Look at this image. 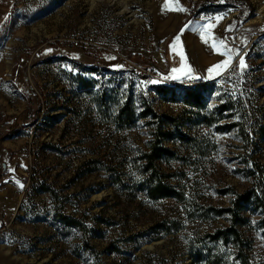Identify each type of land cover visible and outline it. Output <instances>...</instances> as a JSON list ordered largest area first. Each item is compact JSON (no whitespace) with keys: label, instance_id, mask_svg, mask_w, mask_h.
I'll use <instances>...</instances> for the list:
<instances>
[{"label":"rangeland","instance_id":"1","mask_svg":"<svg viewBox=\"0 0 264 264\" xmlns=\"http://www.w3.org/2000/svg\"><path fill=\"white\" fill-rule=\"evenodd\" d=\"M263 206L264 0H0V264H264Z\"/></svg>","mask_w":264,"mask_h":264},{"label":"trees","instance_id":"2","mask_svg":"<svg viewBox=\"0 0 264 264\" xmlns=\"http://www.w3.org/2000/svg\"><path fill=\"white\" fill-rule=\"evenodd\" d=\"M160 90H163V88H160L159 91ZM180 92H181L180 94H181L183 103L188 106L199 107L204 101L201 91L196 90L195 87L194 88H191V87L182 88ZM155 151H156V147L153 146L151 153L147 155L148 156L147 159L149 162H152L153 159L156 158ZM150 194L152 197H160V196H170L171 193L169 191H164L162 190V187L157 186V187L150 189ZM252 197L255 198L256 200H259L258 196L254 195V192H247L246 194L242 195L240 199L243 202H250V199ZM262 209L264 212V206L262 207Z\"/></svg>","mask_w":264,"mask_h":264},{"label":"snow or ice","instance_id":"3","mask_svg":"<svg viewBox=\"0 0 264 264\" xmlns=\"http://www.w3.org/2000/svg\"><path fill=\"white\" fill-rule=\"evenodd\" d=\"M229 30H230V29H229ZM176 39L178 40V39H179V36H177ZM213 46L215 47V45H213ZM221 54H223V53H221ZM241 64H243V61H241ZM216 67H220V66H219V65L214 66V68H216ZM174 71H175V70H174ZM209 71H211V69H210Z\"/></svg>","mask_w":264,"mask_h":264},{"label":"built area","instance_id":"4","mask_svg":"<svg viewBox=\"0 0 264 264\" xmlns=\"http://www.w3.org/2000/svg\"><path fill=\"white\" fill-rule=\"evenodd\" d=\"M189 81L192 83L195 81V79L191 77V78H189Z\"/></svg>","mask_w":264,"mask_h":264},{"label":"bare ground","instance_id":"5","mask_svg":"<svg viewBox=\"0 0 264 264\" xmlns=\"http://www.w3.org/2000/svg\"><path fill=\"white\" fill-rule=\"evenodd\" d=\"M100 1V0H99ZM158 54H159V52H158ZM158 56V55H157Z\"/></svg>","mask_w":264,"mask_h":264},{"label":"water","instance_id":"6","mask_svg":"<svg viewBox=\"0 0 264 264\" xmlns=\"http://www.w3.org/2000/svg\"><path fill=\"white\" fill-rule=\"evenodd\" d=\"M3 167L5 166V165H2Z\"/></svg>","mask_w":264,"mask_h":264},{"label":"crops","instance_id":"7","mask_svg":"<svg viewBox=\"0 0 264 264\" xmlns=\"http://www.w3.org/2000/svg\"><path fill=\"white\" fill-rule=\"evenodd\" d=\"M220 68V67H219Z\"/></svg>","mask_w":264,"mask_h":264}]
</instances>
